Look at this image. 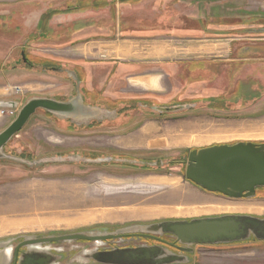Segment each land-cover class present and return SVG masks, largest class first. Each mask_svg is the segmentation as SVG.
Returning <instances> with one entry per match:
<instances>
[{"label": "rangeland", "instance_id": "obj_1", "mask_svg": "<svg viewBox=\"0 0 264 264\" xmlns=\"http://www.w3.org/2000/svg\"><path fill=\"white\" fill-rule=\"evenodd\" d=\"M108 2L0 0V86L3 87L0 99H12L11 88L15 86L22 87L23 102L30 97L64 100L73 96L74 86L57 73L38 69L31 72L22 68L11 72L9 69L14 64L23 67L21 52L29 61L32 58L45 60L42 58L49 56L46 49L49 44L73 45L69 41L72 33L60 35L50 31L48 25L53 17L67 11L106 10ZM46 3L51 7L42 6ZM32 4L35 18L29 15ZM210 4L212 42L218 36L213 32L215 25L227 28L223 34L226 37H264V0H210ZM41 10L45 11L39 16ZM130 25L128 35L154 33L149 32L152 30L143 22L133 20ZM234 28H237L236 32ZM103 35L107 37L101 31L94 36L99 40ZM242 42L250 41L242 39ZM256 46V49L247 48L239 54L245 59L254 57L253 53L258 51V58H264V43ZM81 49L88 53L87 56H92V49ZM213 52L212 46V56L217 54ZM213 64L210 75L206 72L208 64L199 65L193 73L188 66L172 68L173 76L167 75L164 87L153 92L159 100L155 105L170 107L173 109H169L170 114L129 109L115 120L110 117L109 123L104 122L105 119L89 128L76 123L70 125L43 111L30 118L3 152L9 157L39 163L26 165L10 159L0 160V253L6 258L4 264H13L17 246L29 239L76 233L87 236L124 233L158 235L177 241L166 230L167 223L213 216H234L264 223V198H244L235 202L219 196L199 198L192 187L206 193L183 181L184 166L180 163L186 162L192 150L264 142V59L236 65L230 61ZM3 66L8 69L1 70ZM56 66L60 67V64ZM89 68H93L91 72L97 77L105 70L102 66ZM123 83L124 86H120L115 82L103 93L113 100L112 108L119 106L120 97L134 98L136 92H144L132 81L130 87L124 80ZM129 100L137 102L135 99L126 102ZM174 107L179 110L175 111ZM13 120L0 117V132ZM89 154L96 158L112 157L157 165L84 161ZM57 156L78 161L43 162ZM199 203L204 206L195 207ZM247 226L236 239L193 244L178 242L181 249L171 252L174 255L168 256L170 261L160 258L157 253L147 260L127 264H264V236L257 235ZM102 245L101 241L90 244L69 241L24 247L19 251V264H38L35 262L42 257H49L51 264H111L110 259L98 256L104 250H97L108 248L110 243ZM33 249L39 252L35 253ZM82 250L89 251V255L97 254V257L82 256Z\"/></svg>", "mask_w": 264, "mask_h": 264}, {"label": "crops", "instance_id": "obj_2", "mask_svg": "<svg viewBox=\"0 0 264 264\" xmlns=\"http://www.w3.org/2000/svg\"><path fill=\"white\" fill-rule=\"evenodd\" d=\"M106 1H110L107 3L106 10L86 9L80 13L67 11L53 17L48 25L50 31L60 35L72 33L69 41L73 45L49 44L46 46L50 52L49 58L53 60L74 58L89 61L104 59L110 65L113 80L144 67V71L138 76L126 77V79L128 85H131L130 81H132L135 87L152 95L153 92L159 91V87H164L163 82L167 81V75L173 76L174 66H193L196 63L211 64L215 61L219 63L230 61L236 65L246 61L264 59L258 58V51L252 52L254 57L245 59L239 54L247 48L256 49L257 43H264V37H249L248 39L242 37L243 40L250 41L242 42L239 37L223 36L227 28L221 29L215 25L218 30L215 29L213 32L218 36L215 37L217 40L212 42L214 37L211 35L212 6L210 0ZM48 4L42 6H49ZM30 7L32 12L29 15L35 18L33 4ZM44 11L38 12L39 16ZM133 20L143 22L149 30H152L149 32L154 33L150 35L145 33L144 36L128 35L131 32L130 24ZM99 25L100 27H97ZM234 29L236 32L237 28ZM100 31L105 32L107 37L103 35L102 38L96 40L94 35L99 34ZM229 31L231 32L230 28ZM233 42H237V45L232 46ZM212 46L213 53H217L213 54L214 56L211 54ZM83 47L92 49V56H87L88 53L81 49ZM2 88L0 86V93ZM0 101L5 100L0 99ZM192 188L198 192L199 198L204 195L223 198L220 194L203 190L206 193L204 194ZM202 206L204 205L199 203L195 207Z\"/></svg>", "mask_w": 264, "mask_h": 264}, {"label": "water", "instance_id": "obj_3", "mask_svg": "<svg viewBox=\"0 0 264 264\" xmlns=\"http://www.w3.org/2000/svg\"><path fill=\"white\" fill-rule=\"evenodd\" d=\"M76 101L77 99H74L70 100L68 103H61L52 99L41 98L28 100L18 112L16 118L2 132H0V160L10 159L26 165H32L33 163L28 161L5 155L3 152L4 147L16 137L31 116L39 109L44 110L57 118H70L75 120L77 117L76 110L79 107ZM15 105L16 104L12 102L0 101V109L13 108ZM178 110L179 108L175 109V111ZM261 147L264 148V145ZM66 160L78 161V159L55 157L46 158L43 162L55 163ZM38 163L39 161L35 162L36 165ZM96 163H119L131 166L157 165L155 162L114 159L111 157L100 159L99 161H96ZM181 164L184 165L183 181H188L194 186L209 193L220 194L229 198H253L255 195V188L264 187V153L257 150L252 143L241 142L233 146L221 145L192 150L188 153L186 162H181L180 165ZM238 220L239 217L227 216L216 220L200 219L191 223H167L166 229L175 236L177 242L182 244L227 241L241 236L244 227L241 226ZM255 227H257V225ZM120 234L127 235L124 233ZM120 234L118 233L109 236H87L76 233L25 240L17 246L13 264H19V251L24 247L69 241L100 242L115 239L119 237L118 235ZM257 234L264 236V225L257 229ZM33 251H35V253L39 252V250L37 251L34 249ZM150 256V253L141 251L138 254H125L123 258H129L130 261H136L142 259L147 260ZM163 259L166 261L171 260L164 257ZM5 262L6 258L0 253V264H4ZM35 263L51 264V259L49 257H42V259L37 260Z\"/></svg>", "mask_w": 264, "mask_h": 264}, {"label": "flooded vegetation", "instance_id": "obj_4", "mask_svg": "<svg viewBox=\"0 0 264 264\" xmlns=\"http://www.w3.org/2000/svg\"><path fill=\"white\" fill-rule=\"evenodd\" d=\"M20 54H21L20 61H21V63H23V67L14 64L11 66L12 68L9 69V71L12 72L16 69L22 68L26 71H31V72H36L38 70L40 72H45V71L54 72V73L59 74V76H62L64 78V80H68L70 82V84H72L74 86V95L69 97L68 99H64V100L52 99L54 101L61 102V103H68V102H70V100H74V99L76 100L77 99L76 102L78 103V106L81 109L79 107L77 108V110H76L77 111V117L75 118V120H72L70 118H57V117L53 116L54 118L60 119L63 122H66L70 125H73V123H76V124L80 125V127L82 126L83 128H89L93 124H96V125L101 124L105 119L106 120L104 122L109 123L110 117L112 120H115V117H119L122 112L127 113L129 111V109L133 110L134 112H136V111H140V112H144V113L150 112V113H154L157 115L170 114L171 113V111L169 110V109H171L170 107L166 106V107L162 108L161 106L155 105V104H157L156 102H159V100H157L158 98L155 97V95H152L151 93L146 94V92H143V93L136 92L134 98H128L127 97V99H126L124 97H120L121 102L119 101L120 103H119V106L117 108H112V106L114 105L113 100L111 98H106L105 94H103V93H106L105 91L107 90V88H111V85L115 82L119 83L120 86L121 85L124 86V83H123V80H124L125 83H127V87H130L128 85L126 77L138 76L140 73H142L144 71V67L140 68V70H136V72L134 71L131 73H126L123 76H121L120 78L113 80V75H112V72L110 71V65L104 59H97V60L93 59L92 61H89L86 59H74V58H65V59H61V60H53L52 58H49V56H46L45 58H42L45 60L32 58V61H29L26 58L24 52H21ZM47 61H49V62H47ZM58 63L60 64V67L56 66V65H58ZM213 63H215V64H213V66H216V63H219V61H215ZM211 64H208V69H206V72H208L209 75L211 74ZM199 65L205 66L207 64L196 63L193 66L189 65L188 69H190L191 72L193 73V69H199L198 68ZM96 66H102V69L103 70L105 69L104 72L99 74L98 77L95 76L94 74H92L91 70H93V68H89V67H96ZM6 69H8V68H4V66L1 68V70H6ZM203 69H204V67H203ZM65 87L68 89L67 86H65ZM11 91H12V94L14 97H12V99L5 100L7 102H12V103L16 104L15 107L12 108L15 110L14 116L11 118H8V119H10V121L13 118L14 119L16 118L20 109L28 102V100L33 99V98L51 99V98H46V97H30L23 102L22 99L24 98L25 93L22 91V87H20V86L12 87ZM107 93H108V95H110L111 92L109 93L107 91ZM118 93H120V90H118ZM126 94H128V93H126ZM148 94H150V95H148ZM66 95H68V92ZM128 99H131V100L135 99V100H137V102L133 103V102H130V100H129V102H126V101H128ZM133 105H135L134 109L132 108ZM112 110H114L116 112H114ZM39 111H43L45 113L44 110L39 109L31 116V118L36 113H38ZM47 114L52 117V115H50L49 113H47ZM2 118H4V117H2ZM98 118H101V119L99 120ZM27 123H26V125H27ZM252 144L254 145V147L257 150H260V151H262V153H264V148L261 147L262 145H264V142H262V143L252 142ZM233 145H235V144H231V145H227V146H233ZM88 156L89 157L93 156V157L92 158L86 157V158H83V160L86 162H88V161L93 162V161H99L100 159H103V158H96V155H90L89 154ZM57 157H61V156H57ZM30 162L33 163L32 165H36L35 160H30ZM104 164H106V163H104ZM133 166H136V165H133ZM263 195H264V187H256L254 197L255 198L258 197L260 199H263L264 198ZM222 197L224 199L232 200L234 202L239 201L240 199H241V201L245 200L244 198H229L227 196H222ZM223 217H227V216H223ZM223 217L222 216H217V217L213 216L212 218L209 217V218H202V219L216 220V219H221ZM198 220H200V219L190 220L187 223H191V222L198 221ZM238 221L240 222L241 226L244 227V229H246L248 227L247 225H249L251 227V229L254 231V233H256V234H257V229L261 228V226L264 225V223H261V222L257 223L258 221L251 220V219L249 220L247 218L245 220L239 219ZM254 225L255 226L257 225V227H255ZM110 235H112V234H110ZM104 236H106V235H104ZM118 236L119 237H117L115 239L101 241V243L104 246L107 243H110V246H108V248H106V249L100 248L97 250V251H103L104 250V253H102L98 256L106 257L105 258L106 260L110 259L111 264L131 263L132 261H130L129 258L124 259L123 256L125 254H128V255L138 254L141 251H146V252L150 253V255H153V256L156 255L157 253H159L161 258L164 257V258L168 259L169 258L168 256L174 255V254H171V252H173V251L179 252L181 249L180 247H178L177 241H175V240L169 241L168 239H164L163 237L158 236V235L153 236L150 234H134V235L133 234H128V235H121L120 234ZM117 241H121L122 244H115V242H117ZM126 241H133V242L130 243V242H126ZM112 242H113V244H111ZM81 243L90 244L91 242L90 241H81ZM81 253L83 254L82 256H85V257H90V256L97 257V254L89 255L88 254L89 251H87V250H82ZM166 255H167V257H166ZM175 258L176 257L174 256L173 259H175Z\"/></svg>", "mask_w": 264, "mask_h": 264}, {"label": "built area", "instance_id": "obj_5", "mask_svg": "<svg viewBox=\"0 0 264 264\" xmlns=\"http://www.w3.org/2000/svg\"><path fill=\"white\" fill-rule=\"evenodd\" d=\"M15 114V110L12 108L0 109V117L11 118Z\"/></svg>", "mask_w": 264, "mask_h": 264}]
</instances>
